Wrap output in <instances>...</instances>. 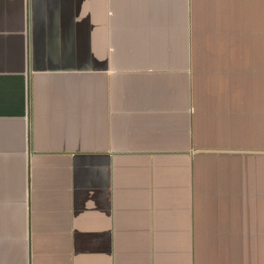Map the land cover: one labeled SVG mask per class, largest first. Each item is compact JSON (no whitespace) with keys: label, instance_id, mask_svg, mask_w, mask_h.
<instances>
[{"label":"crops","instance_id":"obj_1","mask_svg":"<svg viewBox=\"0 0 264 264\" xmlns=\"http://www.w3.org/2000/svg\"><path fill=\"white\" fill-rule=\"evenodd\" d=\"M0 264H264V0H0Z\"/></svg>","mask_w":264,"mask_h":264}]
</instances>
